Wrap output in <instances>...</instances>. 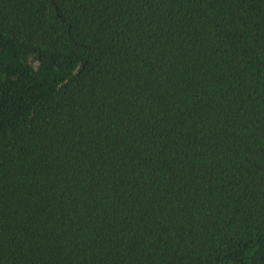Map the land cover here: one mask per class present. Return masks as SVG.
<instances>
[{"label":"trees","instance_id":"1","mask_svg":"<svg viewBox=\"0 0 264 264\" xmlns=\"http://www.w3.org/2000/svg\"><path fill=\"white\" fill-rule=\"evenodd\" d=\"M0 264H264V0H0Z\"/></svg>","mask_w":264,"mask_h":264}]
</instances>
